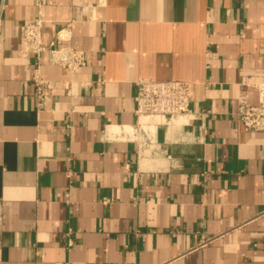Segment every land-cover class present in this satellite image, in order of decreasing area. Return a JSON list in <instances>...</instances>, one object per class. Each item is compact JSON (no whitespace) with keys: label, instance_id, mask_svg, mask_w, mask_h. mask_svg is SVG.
Wrapping results in <instances>:
<instances>
[{"label":"crops","instance_id":"1","mask_svg":"<svg viewBox=\"0 0 264 264\" xmlns=\"http://www.w3.org/2000/svg\"><path fill=\"white\" fill-rule=\"evenodd\" d=\"M44 1L47 39L88 63L23 57L35 0H0V264H264V133L236 117L264 0ZM140 79L190 83L207 118L140 128Z\"/></svg>","mask_w":264,"mask_h":264},{"label":"built area","instance_id":"2","mask_svg":"<svg viewBox=\"0 0 264 264\" xmlns=\"http://www.w3.org/2000/svg\"><path fill=\"white\" fill-rule=\"evenodd\" d=\"M44 0H35L38 15L32 21H27L20 27V53L23 57H34L40 60L42 54L49 52L52 63L72 75L87 66L88 59L85 52L71 46H57L54 40L45 36V15L43 13ZM57 39L65 41V35H58ZM37 99L45 102L49 98L51 86L39 76L35 80ZM258 95L257 104L249 102V97L239 99L236 113L238 123L248 132L264 133V83L255 85ZM191 85L180 81L158 82L150 79H140L136 83L134 98V114L140 128L153 129L168 125L182 117L189 120L200 119L204 122L208 113H194L190 108Z\"/></svg>","mask_w":264,"mask_h":264},{"label":"bare ground","instance_id":"3","mask_svg":"<svg viewBox=\"0 0 264 264\" xmlns=\"http://www.w3.org/2000/svg\"><path fill=\"white\" fill-rule=\"evenodd\" d=\"M179 121V120H178ZM177 123V122H176ZM171 124V123H170ZM172 124H175V122L174 123H172Z\"/></svg>","mask_w":264,"mask_h":264}]
</instances>
